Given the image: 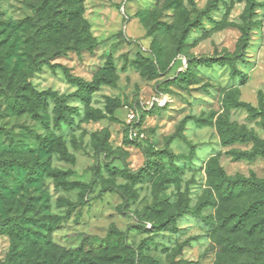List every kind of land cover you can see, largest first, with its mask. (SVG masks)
I'll list each match as a JSON object with an SVG mask.
<instances>
[{"label": "rangeland", "instance_id": "rangeland-1", "mask_svg": "<svg viewBox=\"0 0 264 264\" xmlns=\"http://www.w3.org/2000/svg\"><path fill=\"white\" fill-rule=\"evenodd\" d=\"M46 1L0 0V219L44 235L51 223V241L0 234V264H264V191L228 201L233 186L218 173L264 180V157L240 159L254 145L228 143L232 130L264 141L263 119L235 107L264 111V0L246 49L248 0H221L211 16L229 26L214 32L204 19L208 34L193 28L180 48L212 0H85L94 46L78 47L71 25L53 58L27 22ZM62 6L72 10L53 0L50 14ZM225 54L237 59L188 74L189 60ZM68 74L94 85L84 101ZM130 110L143 119L140 145ZM245 210L241 237L230 221Z\"/></svg>", "mask_w": 264, "mask_h": 264}, {"label": "trees", "instance_id": "trees-1", "mask_svg": "<svg viewBox=\"0 0 264 264\" xmlns=\"http://www.w3.org/2000/svg\"><path fill=\"white\" fill-rule=\"evenodd\" d=\"M65 4L68 5L72 10L65 9L64 6L62 8L56 9L59 10L55 12L54 16H52L51 13V3L53 0H48L42 4V6L39 9V15L36 19H29L27 22L30 23L32 26L35 22L39 24V27L37 26V30H39L37 41L42 44L41 47V53L43 56L48 57H56L57 55H61L67 51L65 48L57 49V50H50V44L54 41L55 36L58 34H62L66 32L67 30H70V26L74 25V28L72 30H75L74 35L77 41L78 47L82 48H92L94 46L92 35L90 34V29L88 23L83 18V4L85 0H63ZM221 0H212L210 1L206 8L199 12V15L193 20H188L184 26V28L181 31L180 38H179V48L183 44H185V41L190 33V31L193 28H200L203 30L204 34H208V31L203 27V20L207 19L210 21V23L214 26L213 31L214 32H220L226 29L229 24L227 22V14L225 15L224 19L220 22H217L213 19L211 14L218 10V4ZM256 7L257 2L256 0H248V6H247V12H246V18H247V24L246 27L243 29V37H242V49H246L247 45L249 43L250 34L252 31V20L256 14ZM59 14V15H58ZM37 24V25H38ZM240 57V56H238ZM229 54H225L224 56L220 58H194L189 60V66L187 68L188 74H189V67L192 66V64L197 65H205L210 66L213 64H224L225 62H230L233 60ZM46 58L42 57V61H45ZM42 63V62H41ZM44 63V62H43ZM40 67V66H39ZM186 72V71H185ZM184 72V73H185ZM68 79L70 83L76 87L79 88V92L76 96H78L83 101L86 99L88 92L94 91L95 87L92 83L84 82L83 80L73 77L68 74ZM185 80L189 81L188 78L184 77ZM235 107L237 108H243L247 109L248 111L254 113V115L261 117L264 121V111L254 108L252 105L248 103L243 102H237L235 103ZM32 110H35L34 106L32 105ZM72 110L69 108L65 101L59 102V109H58V116L63 119L64 121H68L69 115L66 114V111ZM143 122V119L141 118L140 124ZM250 142L254 145V148L252 151H247L242 154H240V159L242 160H254L257 157H264V141L261 140L259 137L252 133H243L238 132L236 130H232V133L228 139L229 144H234L236 142ZM137 145H140L141 141H135ZM41 146L43 148H46L48 146V141L44 139V142L41 143ZM115 172V170H112ZM144 171V170H143ZM219 176L223 181H227L232 184V189L226 194L225 198L228 199V201H236L238 198L244 197L246 194L250 193L253 190H260L264 191V180L255 181L252 179H237V180H230L227 175L223 171H219ZM29 174V176H31ZM69 189H82L81 197L85 198L87 193L89 192V187L84 184H78V183H68ZM220 193H223L221 188H218ZM250 210H245L243 212H240L235 216V222L230 221L233 227L238 232L237 234L239 236H244L243 228H245V224L250 219ZM51 220L57 219L52 218V216H49ZM49 232L48 234H40L33 231V229L29 226H25L21 223L15 222L11 219H0V234H6V235H14L18 239H31L32 241L36 242H42L44 241H51V223H49ZM260 229L264 231V224L259 225ZM255 229H253L254 231ZM237 251H240V249H237ZM148 262L150 260H147ZM59 264H67L63 260L59 262ZM150 264H153L152 261H150Z\"/></svg>", "mask_w": 264, "mask_h": 264}, {"label": "built area", "instance_id": "built-area-1", "mask_svg": "<svg viewBox=\"0 0 264 264\" xmlns=\"http://www.w3.org/2000/svg\"><path fill=\"white\" fill-rule=\"evenodd\" d=\"M160 99L153 100L151 105L154 106L160 103ZM141 117L136 114L133 110H130L128 114V123H129V130H130V137L132 140L135 141H144L147 139V135L145 130L142 128V124H140Z\"/></svg>", "mask_w": 264, "mask_h": 264}]
</instances>
